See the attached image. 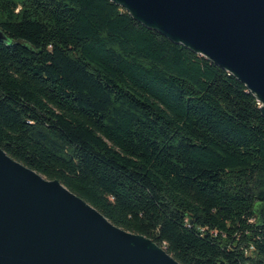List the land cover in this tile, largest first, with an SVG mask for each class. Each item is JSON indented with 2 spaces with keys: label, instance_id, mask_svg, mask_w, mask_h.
<instances>
[{
  "label": "trees",
  "instance_id": "16d2710c",
  "mask_svg": "<svg viewBox=\"0 0 264 264\" xmlns=\"http://www.w3.org/2000/svg\"><path fill=\"white\" fill-rule=\"evenodd\" d=\"M0 148L181 264H264V106L113 0H0Z\"/></svg>",
  "mask_w": 264,
  "mask_h": 264
},
{
  "label": "water",
  "instance_id": "95a60500",
  "mask_svg": "<svg viewBox=\"0 0 264 264\" xmlns=\"http://www.w3.org/2000/svg\"><path fill=\"white\" fill-rule=\"evenodd\" d=\"M113 1L237 76L264 106V0ZM0 264L181 263L0 148Z\"/></svg>",
  "mask_w": 264,
  "mask_h": 264
}]
</instances>
